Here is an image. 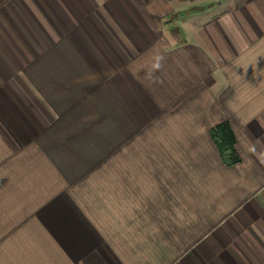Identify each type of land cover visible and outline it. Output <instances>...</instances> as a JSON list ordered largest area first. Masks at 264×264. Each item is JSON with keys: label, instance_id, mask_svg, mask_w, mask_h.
Returning <instances> with one entry per match:
<instances>
[{"label": "crops", "instance_id": "0c3cea01", "mask_svg": "<svg viewBox=\"0 0 264 264\" xmlns=\"http://www.w3.org/2000/svg\"><path fill=\"white\" fill-rule=\"evenodd\" d=\"M0 264H264V0H0Z\"/></svg>", "mask_w": 264, "mask_h": 264}, {"label": "trees", "instance_id": "16d2710c", "mask_svg": "<svg viewBox=\"0 0 264 264\" xmlns=\"http://www.w3.org/2000/svg\"><path fill=\"white\" fill-rule=\"evenodd\" d=\"M210 135L225 166L233 167L240 163V158L235 149L236 139L229 123L223 122L215 126L211 129Z\"/></svg>", "mask_w": 264, "mask_h": 264}]
</instances>
